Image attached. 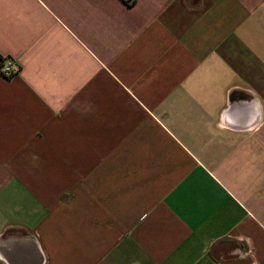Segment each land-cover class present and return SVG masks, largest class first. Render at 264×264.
Segmentation results:
<instances>
[{"label": "crops", "instance_id": "0c3cea01", "mask_svg": "<svg viewBox=\"0 0 264 264\" xmlns=\"http://www.w3.org/2000/svg\"><path fill=\"white\" fill-rule=\"evenodd\" d=\"M0 264H264V0H0Z\"/></svg>", "mask_w": 264, "mask_h": 264}, {"label": "built area", "instance_id": "2783aa9c", "mask_svg": "<svg viewBox=\"0 0 264 264\" xmlns=\"http://www.w3.org/2000/svg\"><path fill=\"white\" fill-rule=\"evenodd\" d=\"M0 71L3 76L11 77L17 73L21 72L20 63H16L12 59L3 60L0 64Z\"/></svg>", "mask_w": 264, "mask_h": 264}]
</instances>
